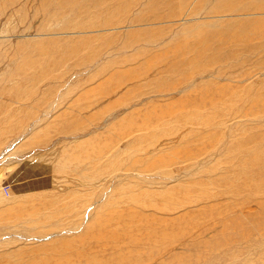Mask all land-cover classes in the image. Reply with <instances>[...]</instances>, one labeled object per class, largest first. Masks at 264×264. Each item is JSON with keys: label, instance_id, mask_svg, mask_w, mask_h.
Wrapping results in <instances>:
<instances>
[{"label": "rangeland", "instance_id": "rangeland-1", "mask_svg": "<svg viewBox=\"0 0 264 264\" xmlns=\"http://www.w3.org/2000/svg\"><path fill=\"white\" fill-rule=\"evenodd\" d=\"M0 264H264V0H0Z\"/></svg>", "mask_w": 264, "mask_h": 264}, {"label": "bare ground", "instance_id": "bare-ground-1", "mask_svg": "<svg viewBox=\"0 0 264 264\" xmlns=\"http://www.w3.org/2000/svg\"><path fill=\"white\" fill-rule=\"evenodd\" d=\"M256 163H257V161H256ZM259 163V162H258ZM257 163V164H258ZM255 164V163H254ZM255 167V166H254ZM261 170V169H260ZM255 172V171H254ZM257 172V171H256ZM140 230V228H138V231ZM124 234H127V233H124ZM116 235V234H115ZM114 236V235H113ZM132 241H134V240H132ZM138 243V242H137Z\"/></svg>", "mask_w": 264, "mask_h": 264}, {"label": "built area", "instance_id": "built-area-1", "mask_svg": "<svg viewBox=\"0 0 264 264\" xmlns=\"http://www.w3.org/2000/svg\"><path fill=\"white\" fill-rule=\"evenodd\" d=\"M6 193L8 194V193H9V191L7 190V191H6Z\"/></svg>", "mask_w": 264, "mask_h": 264}]
</instances>
